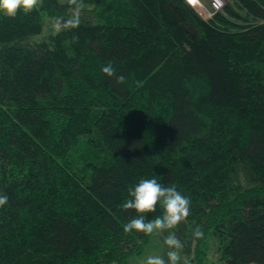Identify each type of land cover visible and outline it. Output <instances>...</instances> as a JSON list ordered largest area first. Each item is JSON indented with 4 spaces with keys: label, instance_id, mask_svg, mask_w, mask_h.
I'll return each instance as SVG.
<instances>
[{
    "label": "trees",
    "instance_id": "trees-1",
    "mask_svg": "<svg viewBox=\"0 0 264 264\" xmlns=\"http://www.w3.org/2000/svg\"><path fill=\"white\" fill-rule=\"evenodd\" d=\"M83 2L42 41L67 0L0 13V264H130L155 233H125L120 205L152 178L190 199L197 264L212 237L223 263L264 264V0L210 20L184 0Z\"/></svg>",
    "mask_w": 264,
    "mask_h": 264
},
{
    "label": "clouds",
    "instance_id": "clouds-1",
    "mask_svg": "<svg viewBox=\"0 0 264 264\" xmlns=\"http://www.w3.org/2000/svg\"><path fill=\"white\" fill-rule=\"evenodd\" d=\"M67 2L72 7L74 14L64 21L57 19L55 22L57 29L61 27L74 29L80 25L79 14L86 5L83 0H67ZM39 4L40 0H0V13L8 17H15L21 10L25 13L35 10ZM102 71L108 77H113L116 74L111 62L107 63ZM124 79L123 76H120L117 78V82L123 83ZM137 85L140 86V82H137ZM128 194L129 198L120 207L125 211L134 210L137 215L124 225L125 233L135 231L146 235L161 234L174 229L181 222L186 221L190 215V199L182 195L174 185L165 187L155 178L140 179L138 184L128 188ZM7 203L8 196L0 194V208H3ZM158 204L162 207L163 214L147 220L146 215L154 213ZM194 236L196 238L204 237V232L199 226L195 228ZM164 244L168 248L167 261L160 255H149L146 260L142 261V264H179L180 252L184 245L175 232L169 231Z\"/></svg>",
    "mask_w": 264,
    "mask_h": 264
},
{
    "label": "rangeland",
    "instance_id": "rangeland-1",
    "mask_svg": "<svg viewBox=\"0 0 264 264\" xmlns=\"http://www.w3.org/2000/svg\"><path fill=\"white\" fill-rule=\"evenodd\" d=\"M65 2L66 0H62ZM233 0H227L226 6L229 3H232ZM209 7V6H208ZM74 12L72 13V15ZM64 21V20H61ZM56 20L52 18L46 17L45 18V31L43 35L34 39V41H42L46 39L47 36L51 34H55L59 32L63 27L57 29L55 27ZM169 231L175 232L176 236L182 241L184 247L180 252L181 260L179 264H197L195 262V239L194 235L190 234L188 229H183L181 227L176 226L174 229L167 230L161 234H155L151 243L149 244L148 248L146 249L145 253L139 257L133 258L130 264H142V261L146 260L147 256L149 255H160L167 261V251L168 248L164 244V240L166 236L169 234ZM221 242L218 238L212 237L209 241V251L207 256V263L208 264H225L221 261Z\"/></svg>",
    "mask_w": 264,
    "mask_h": 264
},
{
    "label": "built area",
    "instance_id": "built-area-1",
    "mask_svg": "<svg viewBox=\"0 0 264 264\" xmlns=\"http://www.w3.org/2000/svg\"><path fill=\"white\" fill-rule=\"evenodd\" d=\"M194 7L205 20L212 19L218 13H224L227 0H184ZM209 6V7H208Z\"/></svg>",
    "mask_w": 264,
    "mask_h": 264
}]
</instances>
